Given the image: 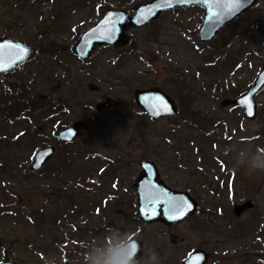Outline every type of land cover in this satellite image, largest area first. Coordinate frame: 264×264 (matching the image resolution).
I'll return each instance as SVG.
<instances>
[{"label": "rangeland", "instance_id": "374dc122", "mask_svg": "<svg viewBox=\"0 0 264 264\" xmlns=\"http://www.w3.org/2000/svg\"><path fill=\"white\" fill-rule=\"evenodd\" d=\"M149 1L0 0V39L36 49L28 62L0 75V98L16 94L10 85L17 84L25 85L26 99L45 101L35 105L44 110L35 120L0 115V141L9 145H0V263L85 264L83 248L135 237L138 264H152L153 249L159 264H181L195 250L208 253L206 264H264V171L253 167V157L264 152V129L259 137L254 133L258 123L264 127V87L255 97L253 122L239 108L221 105L233 90L245 93L264 66V0L209 43L197 35L202 9L187 7L128 29L124 46L97 47L85 61L75 56L76 40L105 12L133 14ZM91 85L98 90L89 91ZM154 87L174 100L175 116L151 121L136 106L134 90ZM59 100L66 102L63 111L55 108ZM106 101L118 106L98 111ZM204 117L207 126L196 125ZM77 121L89 130L61 141L57 135ZM40 125L47 142L16 138L21 128ZM50 146L53 156L32 172L36 152ZM141 160L156 165L167 187L195 198L198 210L177 224L141 222L126 193ZM246 201L253 208L236 217L233 207ZM58 209L69 212L54 217L56 225L42 222L43 210ZM17 214L25 219H13ZM46 225L51 231L43 235ZM57 233L60 244L52 240ZM68 243L72 248L64 247Z\"/></svg>", "mask_w": 264, "mask_h": 264}, {"label": "water", "instance_id": "95a60500", "mask_svg": "<svg viewBox=\"0 0 264 264\" xmlns=\"http://www.w3.org/2000/svg\"><path fill=\"white\" fill-rule=\"evenodd\" d=\"M258 0H152L135 8L133 14L124 10L107 11L92 27L86 29L73 47L75 56L80 61L88 60L97 47H119L128 42L126 32L128 29H138L156 21L162 12L184 7H199L203 10V20L199 26L198 39L203 43L211 42L216 33L244 11L252 8ZM36 49L27 43L15 41L9 37L0 39V74L15 71L23 63L28 62L35 55ZM251 87L243 94L233 99H223V107L241 108L243 118L247 122L256 119L257 106L255 95L264 87V66L256 73ZM89 91H97L94 86L88 87ZM137 107L147 114L152 120L162 117H173L177 113V105L169 95L159 88L134 90V100ZM118 103L109 101L99 104L98 111L117 107ZM83 121H77L58 136L61 141L71 142L77 138L82 131L88 130ZM55 148L46 147L36 152L31 171H39L53 156ZM141 174L137 178L133 189L138 197L137 217L146 223L177 224L187 216L195 213L198 205L184 192L174 191L167 187L162 180L156 165L149 161H140ZM185 206L180 208V204ZM253 208L251 201L233 207V214L240 217L244 211ZM170 212H174L176 218H169ZM133 250L139 246V252L134 261L141 253V243L138 238H131L125 242ZM208 254L203 250L191 252L182 261V264H205ZM0 264H19L16 262H2Z\"/></svg>", "mask_w": 264, "mask_h": 264}, {"label": "trees", "instance_id": "16d2710c", "mask_svg": "<svg viewBox=\"0 0 264 264\" xmlns=\"http://www.w3.org/2000/svg\"><path fill=\"white\" fill-rule=\"evenodd\" d=\"M18 6H19V4H18ZM236 33H237V35L243 34L240 31H238ZM130 44L132 45V43H129V45ZM223 59H225L224 56H223ZM10 86H12L13 88H17L16 94L15 93L13 94V93H10L9 91H6L5 94L0 98V115H2L5 120H11V119L18 118L21 115L27 114V115H30L29 117H32L35 120L36 113L44 111L43 107L35 106V105H37L38 103H40V104L45 103V101L44 100L38 101L39 99H36L34 97H31L30 99H26L24 96V95H26V94H24L26 92L25 85L17 86V84L16 85L11 84ZM12 87H11V89H13ZM181 88H184V86H181ZM242 92H243V90H241V89H240V91H237V93L234 92V90H233L231 97L233 98L234 96L239 95ZM13 95L15 97L10 100V98L8 96L13 97ZM189 95H191V93H189ZM186 97H188L187 99H190L189 96H186ZM177 99H179V98H177ZM1 100H3V101H1ZM57 103H58L57 104L58 106L55 108H58L61 111H63V109H66L64 107V105H65L64 103H66L65 101L62 102L61 100H59ZM179 103L181 105L180 100H179ZM192 122L194 123V121H192ZM195 123H196V125H198L200 127H205L208 124V119H205V117H204V118L200 119L199 121H196ZM41 126L42 125L36 127L34 130H32L31 128L30 129L21 128L20 129L21 133H20V135H17L16 138L19 141H22V140L30 141L29 144H31V145H33L32 143H36V141H37V144H41V142L45 143V142H47L48 137H47V133L41 129L42 128ZM262 126L263 125L258 123L257 126L254 127L257 129V130H254L255 136H258V137L260 136L262 129H264V127H262ZM41 136H43L44 138ZM32 139H34V140H32ZM42 139H45V140H42ZM0 145H6L5 147L9 146L6 142H2V141H0ZM60 193H61V190L59 191L58 196L60 195ZM72 207H73L72 205L65 206V209L72 208ZM68 212H69V210H64V209L63 210L58 209V210L52 211V212H46L43 210V212H41L40 215L43 217L42 222H44V221L47 222V221L53 220V221H55L54 223L56 225V223H57L56 221L58 219H56L54 217L62 216V214H60V213H63V215H65V214L67 215ZM72 212L73 211H70V213H72ZM13 219L24 220L25 218L21 217V215L17 214L14 216ZM35 225H36V227L39 226L38 223H36ZM48 230L51 231V229L48 228V225H46V229L40 230V232L43 235H45V234H47L46 231H48ZM58 233H57V235H54L52 237V240H54L53 242L60 244V242H58L60 234H58ZM50 237H51V235H50ZM24 242H26V244H24V243L23 244L26 247H28L29 250H31L32 252H35L36 249H34L35 248L34 243H28L25 240H24ZM64 247L67 249L72 248V243H68V245H65ZM76 248H78V246H76ZM86 252H87V250H85L84 248L82 249V251H80V253H82V254H85ZM6 260H8V258Z\"/></svg>", "mask_w": 264, "mask_h": 264}, {"label": "clouds", "instance_id": "9594fccd", "mask_svg": "<svg viewBox=\"0 0 264 264\" xmlns=\"http://www.w3.org/2000/svg\"><path fill=\"white\" fill-rule=\"evenodd\" d=\"M254 170L264 171V152L253 157ZM139 252V246L133 250L126 243H110L103 247H94L85 253V264H138L134 257ZM152 264H159V254L153 249L151 255Z\"/></svg>", "mask_w": 264, "mask_h": 264}, {"label": "flooded vegetation", "instance_id": "af4514ba", "mask_svg": "<svg viewBox=\"0 0 264 264\" xmlns=\"http://www.w3.org/2000/svg\"><path fill=\"white\" fill-rule=\"evenodd\" d=\"M149 89V88H148ZM164 92V91H163ZM177 114V113H176ZM149 117V116H148ZM150 118V117H149ZM163 118H168V117H162V119ZM171 118V117H170ZM161 118H159V119H157V120H162ZM151 121H156V120H151ZM88 130H89V128H88ZM131 191L132 192H126L128 195H130L131 194V200H132V202H133V208H135L136 210H137V194L135 193V191L133 190V188H131ZM178 191V190H177ZM182 192V191H181ZM186 193V192H185ZM188 194V193H187ZM195 199V198H194ZM196 204H197V201H196ZM199 206V205H198Z\"/></svg>", "mask_w": 264, "mask_h": 264}, {"label": "snow or ice", "instance_id": "6c2138e0", "mask_svg": "<svg viewBox=\"0 0 264 264\" xmlns=\"http://www.w3.org/2000/svg\"><path fill=\"white\" fill-rule=\"evenodd\" d=\"M184 206H185V205H184L183 203L180 204V208H183ZM169 218H172V219L176 218L175 213H174V212H170V216H169Z\"/></svg>", "mask_w": 264, "mask_h": 264}]
</instances>
